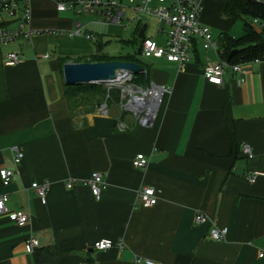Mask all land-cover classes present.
<instances>
[{
	"label": "crops",
	"instance_id": "crops-1",
	"mask_svg": "<svg viewBox=\"0 0 264 264\" xmlns=\"http://www.w3.org/2000/svg\"><path fill=\"white\" fill-rule=\"evenodd\" d=\"M57 1L29 0L23 31L30 36L0 43V168H13L12 147L23 153L19 174L0 183V195H8L10 211L30 217L18 225L0 213V264H134L136 256L161 264H264V175L245 178L264 173V61L248 66L245 82L227 71L216 85L204 79L202 65L217 56L201 45L182 67L149 58L142 67L148 85L131 84L170 92L150 125L141 124L121 95L74 96L63 77V58L89 62L100 43H127L122 23L59 11ZM223 7L222 0H203L200 14L218 46L219 34L235 24ZM20 21L21 9L3 26L18 29ZM77 22L97 40L70 36ZM9 51L19 52L20 62L5 66ZM140 153L148 162L135 168ZM93 172L106 183L99 199L88 184ZM34 182L48 183L45 202ZM143 186L155 189L153 206L136 202ZM197 212L227 227L226 238H210V224L194 223ZM32 237L39 246L29 250ZM101 239L123 246L97 250Z\"/></svg>",
	"mask_w": 264,
	"mask_h": 264
},
{
	"label": "built area",
	"instance_id": "built-area-1",
	"mask_svg": "<svg viewBox=\"0 0 264 264\" xmlns=\"http://www.w3.org/2000/svg\"><path fill=\"white\" fill-rule=\"evenodd\" d=\"M124 5L123 0H58L56 8L59 11L70 10L75 14H91L97 18L98 23L121 24L124 21H135L138 31L141 28L142 20L146 15L153 16L158 21L157 34L154 37L147 36L140 39V51L145 58H163L166 61L174 62L182 67L191 58V54L197 45H201L203 50H211L216 54L215 60H207L202 65V76L212 84L220 85L225 72L229 71L240 82H245L248 72V66L259 64L264 58H255L247 62L230 63L220 58L219 46L213 36L211 28L200 21V14L203 9V0H127ZM264 2V0H255ZM21 9V21L18 29H9L3 26L6 20L14 18L18 10ZM133 13L131 20L126 16V11ZM31 19V7L29 0H0V43L7 44L20 36L29 37L30 31H23ZM256 23V20H254ZM259 28L260 26L257 25ZM136 28V29H137ZM147 29V25L145 30ZM70 36H84L88 40L95 41L97 36L83 30L80 22L74 25L69 31ZM164 36V41L160 42L156 37ZM49 55L45 54L47 58ZM21 55L17 51H9L4 56V65L13 66L20 62ZM118 80L108 83L107 88H119L121 97L126 101L124 107L133 111L137 120L141 124H146L153 117V109L156 104L162 102L164 94L169 93L170 89L156 84H150L147 88H141L131 84L134 74L128 70H121ZM122 79V80H120ZM102 108V112H105ZM13 168H0V183L8 185L12 177L19 174V165L23 158V153L17 146L11 148ZM242 153L246 157H252L253 153L248 144H242ZM147 158L142 154H137L132 160L135 168H144L147 165ZM264 175L261 171H249L245 174L248 182L252 183L259 176ZM91 192L96 199H99L102 190L106 187L103 175L99 172H93L88 180ZM66 186L70 188L72 182H67ZM32 189L37 193L42 202H45V196L48 188L47 182L31 184ZM155 189L151 186H143L138 190L136 202L143 207L153 206L157 202ZM9 197L7 194L0 195V213L15 224L22 225L30 220L29 215L23 210L10 211L7 207ZM195 224H210L208 234L210 238L220 241L226 238L227 227H219L213 224L203 212H197L194 218ZM29 250L39 246L36 238H29L27 241ZM113 246L122 247L123 241L114 242L111 239H101L95 242L94 248L97 250H106ZM134 264H161L158 261L136 256ZM83 264H90L85 261Z\"/></svg>",
	"mask_w": 264,
	"mask_h": 264
},
{
	"label": "trees",
	"instance_id": "trees-1",
	"mask_svg": "<svg viewBox=\"0 0 264 264\" xmlns=\"http://www.w3.org/2000/svg\"><path fill=\"white\" fill-rule=\"evenodd\" d=\"M224 3L223 12L225 15L232 17L234 21L239 19L244 21L243 33L239 37H233L232 35L221 32L218 36L219 39V56L220 58L226 60L228 54L236 49V52L232 56L230 63L238 62H247L255 58H264V2H256L255 0H222ZM256 20V23L254 22ZM259 25V30L254 29L253 25ZM138 28L135 31V40L137 38ZM139 40V39H138ZM140 41V40H139ZM127 43H130L127 41ZM131 44V43H130ZM140 45V43H138ZM98 47H103L102 43ZM195 50V57H198V53ZM131 61L138 63L137 59L132 55H118V56H108L104 55L101 52H97L90 56L89 62L92 61ZM67 61L73 62H82V59H71L63 58L62 63L64 64ZM135 76L132 81L134 82ZM135 84L148 85L146 77L144 80L138 82L135 81ZM102 84V83H100ZM70 92L74 93L78 91H92L102 87L98 84H76L70 85ZM108 99L112 97L113 100L117 101L120 97L119 88H110L108 89Z\"/></svg>",
	"mask_w": 264,
	"mask_h": 264
},
{
	"label": "rangeland",
	"instance_id": "rangeland-1",
	"mask_svg": "<svg viewBox=\"0 0 264 264\" xmlns=\"http://www.w3.org/2000/svg\"><path fill=\"white\" fill-rule=\"evenodd\" d=\"M76 1V0H74ZM127 0H123L124 5L127 4ZM126 16L128 17L129 20L132 19L133 17V13L130 10L126 11ZM142 24H146L147 25V29L145 30V34L147 36H151L154 37L157 34V28H158V21L155 17L153 16H149L146 15L144 17V19L142 20ZM243 26H244V21L239 19L237 21H235V24L233 25L232 29L230 30V34L233 37H239L241 36V34L243 33ZM118 28L120 29V32L122 34L123 39H126L127 41H129L130 43H121L120 41H112L111 43L108 44H104L102 47V53L104 55H108V56H118V55H132L134 58L137 59L138 61V65L142 68L144 64H146L148 62V58H145L142 55H138L137 54V49L139 47L138 43H140V39H136L135 40V31L137 28V23L135 21H124L122 22V24L120 26H118ZM96 46L94 43H92V47ZM95 48V47H94ZM94 53L96 52V48L93 51ZM93 62V61H92ZM145 67V65H144ZM143 69V68H142ZM135 81H142L145 79L146 75L142 72V73H137L134 75ZM98 85H101L102 87L98 88V89H94L92 91H78L77 93L73 91V95H88V93H94L91 95L90 100L94 99L96 101H100L101 99H105L106 96L108 95V88L106 86V84L104 85L103 83L100 84L98 83ZM120 95H121V91H120Z\"/></svg>",
	"mask_w": 264,
	"mask_h": 264
},
{
	"label": "water",
	"instance_id": "water-1",
	"mask_svg": "<svg viewBox=\"0 0 264 264\" xmlns=\"http://www.w3.org/2000/svg\"><path fill=\"white\" fill-rule=\"evenodd\" d=\"M146 24H143L138 31L137 38L142 39L144 37ZM254 29L259 30L257 25H253ZM101 47H98L97 52H101ZM236 52L233 49L227 56L226 62H230L232 56ZM137 54L140 55L141 51L138 47ZM121 70L131 71L134 75L142 73V68L135 62L131 61H93V62H73L67 61L63 64L62 71L65 84H98V83H113L118 80V77L122 74ZM158 104L153 109V114L157 111ZM152 118L148 120L147 124L150 125Z\"/></svg>",
	"mask_w": 264,
	"mask_h": 264
},
{
	"label": "bare ground",
	"instance_id": "bare-ground-1",
	"mask_svg": "<svg viewBox=\"0 0 264 264\" xmlns=\"http://www.w3.org/2000/svg\"><path fill=\"white\" fill-rule=\"evenodd\" d=\"M120 80H122V79H120Z\"/></svg>",
	"mask_w": 264,
	"mask_h": 264
}]
</instances>
